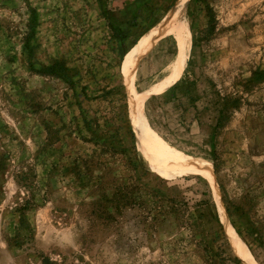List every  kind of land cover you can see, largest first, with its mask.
Wrapping results in <instances>:
<instances>
[{"label":"rangeland","instance_id":"1","mask_svg":"<svg viewBox=\"0 0 264 264\" xmlns=\"http://www.w3.org/2000/svg\"><path fill=\"white\" fill-rule=\"evenodd\" d=\"M180 1L0 0V264H41V254L52 264H246L237 241L264 264V0H187L189 55L176 79L142 98L157 143L213 170L232 233L205 177L164 164L131 109L128 76L138 91L160 76L184 38L180 23L172 24L175 40L167 27L136 62H123ZM54 60L72 85L41 72ZM105 86L125 94L123 151L100 154L93 173L109 192L137 186V204L112 222L90 214V188L51 168L57 152L46 146L45 128L59 129L55 148L89 155L95 147L78 127L87 137L81 119L106 110L96 97ZM27 169L32 188L14 176ZM31 194L36 206L21 216Z\"/></svg>","mask_w":264,"mask_h":264},{"label":"trees","instance_id":"2","mask_svg":"<svg viewBox=\"0 0 264 264\" xmlns=\"http://www.w3.org/2000/svg\"><path fill=\"white\" fill-rule=\"evenodd\" d=\"M43 74L55 75V77L64 79L70 85L73 81L69 79L66 68H64L57 61H53L50 65L45 66L41 70ZM85 88H83L84 90ZM83 97L90 99L88 93L83 91ZM97 98L103 99L107 103L106 110L103 114H96L91 118L83 117L81 119V127L87 133V137L80 134L81 130L78 127L79 139L84 143H90L95 148L91 150L89 155H75L74 157L67 155L63 152V145L58 148L54 147L62 140L59 129L46 125V146L57 152L56 164L51 165L52 169L60 170L65 169L71 175L73 182L79 187L90 188L94 198L91 202L90 214L95 218H101L102 221L112 222L115 220L114 215H118L126 207H134L137 204L133 190H137L135 185H118L112 188L109 192V188L105 186L102 176L100 174H94L93 169L102 164L99 155L107 153L112 156L117 152V149L123 151L120 147V132L123 130L121 126L123 109L125 103V94L118 87H102L99 88ZM70 137V135H66ZM64 160V161H63ZM3 166V159L0 156V168ZM15 179L27 188H32L31 179L35 176L32 175L30 169L22 170L15 174ZM172 205V209L178 204L173 199H167ZM34 194H31L28 199L24 201V204L19 208L20 215L30 208L35 207ZM227 211V210H226ZM20 216L19 223L22 225L23 219ZM248 235H252L254 239L259 238L255 230H247ZM21 238H17L14 244L20 245ZM234 263L238 264V260L234 258ZM41 264H52L49 258L44 255H40Z\"/></svg>","mask_w":264,"mask_h":264},{"label":"bare ground","instance_id":"3","mask_svg":"<svg viewBox=\"0 0 264 264\" xmlns=\"http://www.w3.org/2000/svg\"><path fill=\"white\" fill-rule=\"evenodd\" d=\"M186 3L187 0H181L178 5L175 7L174 11L169 14L166 18L159 20L157 23H155L153 26L150 27V29L143 34L139 42L134 46V48L131 50L129 55L125 58L123 64L125 69H127V65L131 62H136L139 58V56L142 54V52L150 45V43L160 34L164 28L169 25L175 24L176 22L180 23V27L184 32V38L174 55V57L171 59L170 62L160 71V76L155 79L150 85L140 89L138 91L135 89V84L133 83V80L130 76L129 78V99L131 103V109L133 112V115L136 118V123L139 125L140 131L145 137L147 141H149L152 144V147L154 150H156L155 154L158 156V158L166 165L172 167V168H192L193 170H196L200 172L207 182H209L211 188H212V194L214 197L215 205L217 207V211L219 213V218H221L223 226L229 230V222L228 218L226 217L225 213L223 212L221 201L219 198V193L216 187L215 179H214V172L211 169V167L202 160L200 157L195 156H188V157H174V155L169 153V150L161 147L157 141H156V135L151 129L149 128V125H147V120L145 113L143 111V105H142V98L145 94V92L157 85L159 82H161L165 77L171 75L176 70L180 68V66L185 62L189 55L190 47H191V37H190V31L188 28V22H187V13H186ZM143 86V85H142ZM167 143V142H166ZM172 147V146H171ZM232 233V232H231ZM237 241V240H236ZM238 249L240 251V254L242 255V258L246 264H256L248 251L241 247L238 243Z\"/></svg>","mask_w":264,"mask_h":264},{"label":"crops","instance_id":"4","mask_svg":"<svg viewBox=\"0 0 264 264\" xmlns=\"http://www.w3.org/2000/svg\"><path fill=\"white\" fill-rule=\"evenodd\" d=\"M167 27H168V32L165 34L166 37H172L173 40H175L176 36L178 35L179 30H178L177 28H175L174 25H169V26H167ZM165 28H166V27H165ZM165 28H164V29H165ZM162 31H163V30H162ZM162 31H161V32H162ZM161 32H160V33H161ZM158 36H159V35H158ZM158 36H157V37H158ZM157 37H156V38H157ZM156 38H155V39H156ZM155 39H154V40H155ZM154 40H153V41H154ZM153 41H152V42H153ZM174 42H175V41H174ZM150 44H151V43H150ZM174 54H175V53H174ZM174 54H173V56H174ZM173 56H172V58H173ZM172 58H170V60H169L168 62H170ZM168 62H167V63H166L161 69H160V71H161V70H162V69L168 64ZM176 71H177V70H176ZM176 71H175L174 73L171 74V75H172V76H171L172 78H169V77L167 76V77L164 78V80H162V81H164V82H165V80H168V81H166L165 83L162 82V81L160 82V83H162V84H161L162 86H160V89H158V90H161L166 84H168V83L170 82V80H174V79H176V78L178 77L179 73L176 72ZM169 76H170V75H169ZM158 90H157V91H158Z\"/></svg>","mask_w":264,"mask_h":264}]
</instances>
